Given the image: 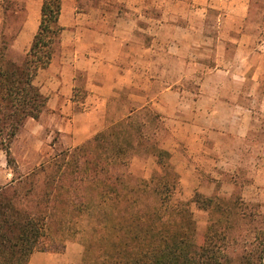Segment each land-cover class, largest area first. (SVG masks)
Returning a JSON list of instances; mask_svg holds the SVG:
<instances>
[{"label":"crops","instance_id":"0c3cea01","mask_svg":"<svg viewBox=\"0 0 264 264\" xmlns=\"http://www.w3.org/2000/svg\"><path fill=\"white\" fill-rule=\"evenodd\" d=\"M25 1L11 46L17 51L30 45L40 21L42 0ZM58 22L61 53L33 82L46 109L23 126L40 143L49 129L65 147L82 144L104 129L111 100L132 90L139 108L161 115L168 132L161 148L191 192L203 193L207 169L259 159L264 0H62ZM77 75L85 96L75 102Z\"/></svg>","mask_w":264,"mask_h":264},{"label":"trees","instance_id":"16d2710c","mask_svg":"<svg viewBox=\"0 0 264 264\" xmlns=\"http://www.w3.org/2000/svg\"><path fill=\"white\" fill-rule=\"evenodd\" d=\"M61 8L62 0H42L23 55L11 56L0 39V151L12 174L0 186V264H29L35 252L59 251L66 237L82 245L80 264H264L258 204L198 192L190 201L173 200L179 176L158 145L161 115L151 107L131 109L81 145L18 172L10 146L46 109L33 82L60 46ZM139 153L155 158L149 179L123 170ZM191 203L207 214L202 232ZM57 215L62 229L51 231Z\"/></svg>","mask_w":264,"mask_h":264},{"label":"rangeland","instance_id":"374dc122","mask_svg":"<svg viewBox=\"0 0 264 264\" xmlns=\"http://www.w3.org/2000/svg\"><path fill=\"white\" fill-rule=\"evenodd\" d=\"M25 3V0H0V39L1 37L2 39H5L6 45L10 49L11 56H21L28 50L29 47L27 46L21 51L11 48L16 38L15 36L17 35V31L22 28L25 21ZM5 8H7V10L4 12ZM13 38L14 40L12 41ZM60 53L61 49L59 46L55 55ZM178 70L179 68L175 67V74H177ZM77 76L79 78V82L77 83V87L74 91L75 102L82 100L85 96L84 91L81 88V77L79 75ZM185 86L191 90L195 87L193 83H187ZM132 93V90H128L125 93L123 91L119 99L111 100V103H109L110 110L105 116V127L111 122H114L126 115L123 114V112L126 113L127 110L131 109H140L139 107L142 104L141 101L134 100L133 97L128 98V96ZM145 106L150 107L148 105ZM80 109V107H76L77 111ZM157 122H159V124L161 123L163 128L157 137L158 145L161 147L163 140L167 138L168 132L161 119ZM46 133L50 135L49 138L46 139L44 135L41 136L42 143H40V136L38 137L33 135L29 128L23 127L19 131L10 146V151L16 162L18 172L26 174L34 166H37L44 160L53 157L55 154H58L66 149H73L63 145L60 134L56 131L51 133V130L47 129ZM254 142L255 145H262V149L260 145H258L255 149V153L258 152V160H252V158L246 157L245 162L230 164L229 171L219 169L208 171L209 169H207V171L203 173V177L201 179L203 193H198L206 197H210L215 194L222 197H230L233 194H238L243 201L258 204L261 211L264 212V156L262 158L261 155L262 151L264 152V126L259 132H255ZM152 158L154 161H152ZM156 169L157 166L154 157L139 153L130 160L128 167L123 170L130 173L134 177L149 179L153 171ZM11 178V169L6 166L4 154L0 151V186L7 185ZM180 179L181 178L179 177L173 200L190 201L194 193L197 191L191 192L188 185L189 181L185 180L183 183ZM190 209L192 211L197 230L202 232L206 226L207 214L204 211L198 210L193 203L190 204ZM59 220L60 215H57L54 223L52 224L51 231H60L62 229L59 224ZM52 235L53 236L51 237L54 239L65 236L62 234L57 236L56 234ZM66 238L65 243H63V245H59V251L57 252L46 251L33 253L29 264H80L83 253L82 245L76 240V237Z\"/></svg>","mask_w":264,"mask_h":264}]
</instances>
